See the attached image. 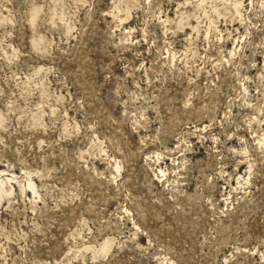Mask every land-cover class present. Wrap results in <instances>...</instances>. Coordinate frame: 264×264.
I'll return each mask as SVG.
<instances>
[{
  "label": "rangeland",
  "instance_id": "rangeland-1",
  "mask_svg": "<svg viewBox=\"0 0 264 264\" xmlns=\"http://www.w3.org/2000/svg\"><path fill=\"white\" fill-rule=\"evenodd\" d=\"M0 264H264V0H0Z\"/></svg>",
  "mask_w": 264,
  "mask_h": 264
}]
</instances>
